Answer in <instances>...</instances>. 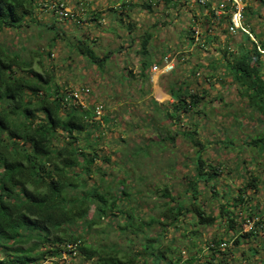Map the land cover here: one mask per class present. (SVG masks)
Returning <instances> with one entry per match:
<instances>
[{
  "label": "trees",
  "instance_id": "1",
  "mask_svg": "<svg viewBox=\"0 0 264 264\" xmlns=\"http://www.w3.org/2000/svg\"><path fill=\"white\" fill-rule=\"evenodd\" d=\"M40 6L41 0H0V264H75L73 261L79 257L93 264H205L224 261V247H220L224 238L213 237L201 248L194 237L198 238L202 226L219 220L225 235L231 233L229 239L234 246L255 234V229L262 230L264 236L260 220L254 221L248 232H242L237 222L242 214H237V209L245 212L243 218L264 216L247 194L256 190L257 177L251 174L242 186L220 193L216 189L220 171L201 158L200 150L196 151L195 170L183 195H172L167 187L161 189L160 195L166 198L161 203V217L150 215L142 220L134 206L127 204L131 194L128 189L121 187L115 192L107 182L100 186L105 172L96 165L100 158L96 144L103 137L102 125L110 119L105 115L93 119L91 105L83 107L69 95L72 88L55 83L53 73L45 66V58L52 59L48 50L32 51L38 56L40 72L32 67L31 57L22 55L23 46L1 36L5 29L22 32L23 26L36 23ZM50 14L58 18L52 10ZM206 23L210 26L208 19ZM41 25L54 31L55 40L58 28L53 21ZM209 26L204 32L205 43H209ZM150 37V32H144L142 49ZM256 39L264 49V41L258 36ZM77 40L82 44L79 55L89 57L100 67L103 58L91 54L83 39ZM247 41L235 51L224 49L221 60L208 61L207 66L214 72L221 63L238 83V92L247 99L249 109L263 115L264 54L248 36ZM52 45L50 42L49 47ZM184 82L169 89L172 102L167 115L173 121L180 112L196 111L201 106L203 95L189 90ZM187 136L192 137V132L187 131ZM247 144L262 150L264 134H255ZM95 173L99 174V183L93 182ZM199 181L212 183L209 194L202 199ZM211 199L218 200L216 214L204 210L205 200ZM113 209L123 216L119 230L132 229L140 237V246L134 252L114 244L96 246L85 239L91 225L111 218ZM153 223L158 226V234L144 233V226ZM170 229L180 231L179 236H170L163 244L161 238ZM68 243L74 244V255L66 247ZM250 251L254 255L257 249L250 247Z\"/></svg>",
  "mask_w": 264,
  "mask_h": 264
},
{
  "label": "rangeland",
  "instance_id": "2",
  "mask_svg": "<svg viewBox=\"0 0 264 264\" xmlns=\"http://www.w3.org/2000/svg\"><path fill=\"white\" fill-rule=\"evenodd\" d=\"M56 1L58 0H41L36 23L30 22L27 26H23L22 32L5 29L1 36L9 40V43L23 46L25 50L22 55L31 57L32 67L40 72L42 69L37 63L38 56H34L32 51L37 48L48 50L52 59L48 61L45 58V66L53 73L55 83L69 88L88 86L90 100L86 99V104L92 105L97 101L103 103V115L110 121L108 123L105 120V125H102L103 137L96 144L100 153L96 165L105 172L100 186L107 182L115 192L121 187L128 189L131 194L126 200L127 204L130 207L134 206L142 216V220H147L150 215L160 216L161 203L166 200L160 195L161 189L167 187L172 195H183L187 181L195 170L196 151L200 150L201 158L220 171L216 185L220 193L222 190L227 191V188L235 189L242 186L251 174H254L257 177L256 190L247 191V194L253 198L252 205L256 204L257 210L264 212V148L260 150L247 144L255 134H264V114L260 115L254 109H249L246 105L247 99L238 92V83L232 79L221 63H217L218 68L214 72L207 66L206 61L212 48L209 43L204 42L206 39L204 32L209 26L205 18H199L194 13L204 43L203 46H198V53L187 56V53L180 49L182 43L172 44L180 28L187 39L191 35L186 22L188 17L183 9L186 2L176 0L175 4H169L171 19L168 26L171 27L169 36L172 45L167 51L183 55L184 59L177 63L172 71L160 75L158 84L169 96L168 98L159 96V101H156L155 95L150 94L152 81L147 80L150 76L148 68L153 61L158 63V59L156 60L150 52H143L139 63L141 70L139 77L129 74L125 79L120 72L118 74L115 67L112 69L113 74H106L102 66L94 67L95 64L92 65L89 57L80 58L77 55L78 48H81L82 44L79 45L76 39L84 36L85 28H82L81 23L62 18L55 19L50 11L54 10L51 4ZM62 1L66 6L71 7L70 0ZM157 3L159 5L162 0H157ZM188 11L192 13L193 10L188 9ZM45 21H53V25L58 28H56L58 35L55 40L54 31L41 25ZM260 27L264 30V23L260 24ZM149 29L147 26L138 32L140 40L144 32L150 31ZM207 33L210 34L209 31ZM236 39L233 38L235 41ZM50 42L53 43L51 47H49ZM177 46L180 50L175 49ZM99 79L101 82H97ZM182 80L189 90L196 91L203 95V98L200 102L201 106L196 111L180 112L178 119L173 121L167 115L172 102L169 89ZM144 82L148 84L144 85ZM94 85H97L93 90L95 95L92 92ZM117 86L120 90H117ZM133 87L138 89L134 90ZM124 99L127 101L123 102ZM187 131L192 132V137L187 136ZM169 135H173V138L168 139ZM196 141L200 142V145ZM98 175L97 173L93 175V182H100ZM210 185L212 183L199 181L198 188L202 192L200 199L209 194ZM217 202L218 200L214 199L205 200L204 210L216 214ZM92 210L93 207L88 212L89 216L92 215ZM236 211L237 214L240 211L242 213L237 219L242 232L252 230L250 226L254 221L260 220L264 225V216L261 218L253 216L251 219L245 217V219L244 211L241 209ZM112 213L111 218H104L99 224L91 225V228L85 232V239L96 246L114 244L123 251L131 248L134 252L140 246V237L136 236L131 228V232H121L118 227L123 223V216L118 214L116 209H113ZM157 228L155 223L147 228L144 226V233L156 236ZM254 231L255 234H250L249 238L243 239L234 246L232 239H229L231 233L225 235L223 225L219 220H215L211 225L200 227V234L194 239H199L198 245L201 248L213 237L221 236L226 242L225 246H220L224 247L222 250L225 252L224 261L205 262V264H262L264 236L262 230ZM176 232L172 229L168 230L161 238L162 243L166 244L170 236H179L180 231ZM232 234L236 235V233ZM250 247L257 249L254 255L251 254ZM182 254L185 255V252L183 251ZM73 262L93 264L92 260L80 257Z\"/></svg>",
  "mask_w": 264,
  "mask_h": 264
},
{
  "label": "crops",
  "instance_id": "3",
  "mask_svg": "<svg viewBox=\"0 0 264 264\" xmlns=\"http://www.w3.org/2000/svg\"><path fill=\"white\" fill-rule=\"evenodd\" d=\"M70 1L73 8L80 3L85 7V12L82 14V17H80L82 28H85L84 36H82L81 39H83L85 43H88L90 49L88 50L91 54L98 58H103L101 68L105 69L106 74H113L112 69L115 67L118 74L121 73L120 75H123L122 77L125 79H127L126 76H129V74L130 76L133 74L134 77H139V75H141L139 63L142 53L150 52L154 55L156 60H159V57L167 52L169 46L172 44L182 43L180 49L182 48L181 51H185L187 56H194L195 53L199 51L198 46L192 42V39L190 37H188V39L186 38L182 28H180L178 31L179 33L175 35L173 43L171 44L170 42L169 34L171 30H169V28L171 27L168 26V23L171 18L168 7L169 4H175L176 0H162V3L159 5L157 0ZM184 1L186 5L183 9L187 15L186 17H188V19H186L187 26L189 25L188 27L195 23L194 20H196V18L194 17V13L197 14L199 18L203 17L205 20L208 19L202 6L194 2V0ZM244 5L245 21L249 23L255 37L258 36L261 41H264V30L260 27V24L264 23V0H244ZM188 9L193 10L192 13H190ZM259 14H261V17H259ZM147 26L150 28L148 32L151 33V37L148 39L145 49H142L138 32ZM233 38H237L236 41L233 40ZM209 39L212 51L206 63L211 60L220 61V53L224 49H229L228 47H231V51H235L239 46L247 45L248 42L247 36L242 32L230 35L224 28L223 22H219L217 26L211 28ZM175 49L180 50L178 46ZM77 55L83 58L79 53ZM155 62L157 61H153L151 65ZM93 66L95 67V65ZM217 68L218 66L214 71H217ZM148 71L150 76L147 81H152L150 94H152V96L155 95L154 99L156 101H159V96L168 98L169 94L165 93L162 86L158 84L162 72L160 70L152 71L151 66L148 68ZM97 82H101V80L99 79ZM146 83L147 82H144V85ZM96 86L97 85H94L93 88L91 87L93 93ZM133 89L136 90L138 87H133ZM117 90H120L119 86H117ZM126 101L127 99L123 100V102Z\"/></svg>",
  "mask_w": 264,
  "mask_h": 264
},
{
  "label": "built area",
  "instance_id": "4",
  "mask_svg": "<svg viewBox=\"0 0 264 264\" xmlns=\"http://www.w3.org/2000/svg\"><path fill=\"white\" fill-rule=\"evenodd\" d=\"M197 4L203 7L205 15L208 16L209 23L211 28H214L219 24V22L224 23V28L230 35H235L237 32H242L246 34L252 41L256 43V48L258 51L264 54V49L259 45L258 40L256 39L253 31L250 28L249 23L245 21L244 17V0H194ZM209 3L207 6L206 4ZM52 10L58 18H66L67 20L74 21L76 23H81L82 14L85 12V7L82 3L79 4L77 8L66 6L62 0H58L51 4ZM194 24L189 27L191 33L190 37L194 44L197 46H203V39L200 37L201 30L198 27V23L194 20ZM211 29L209 30V32ZM230 51L231 47H228ZM179 52V51H178ZM53 55V54H51ZM184 56H180L176 52L167 51L159 57L158 63L151 65V70L156 71L160 70L162 73H168L175 68V65L182 61ZM90 87L80 86L72 88L69 92V95L79 102L83 107L87 106L86 99L90 100ZM92 108V118L100 119L103 116V103L94 102L91 105ZM220 246H225L226 242L222 241ZM66 247L69 250H72L74 255L75 251L74 244L68 243Z\"/></svg>",
  "mask_w": 264,
  "mask_h": 264
}]
</instances>
